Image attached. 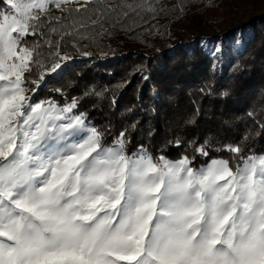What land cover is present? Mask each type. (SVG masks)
Instances as JSON below:
<instances>
[{
  "label": "snow or ice",
  "instance_id": "obj_1",
  "mask_svg": "<svg viewBox=\"0 0 264 264\" xmlns=\"http://www.w3.org/2000/svg\"><path fill=\"white\" fill-rule=\"evenodd\" d=\"M158 2L0 0V264H264V153L226 145L235 167L194 168L130 152L128 129L108 143L76 98L34 102L77 59L65 49L91 57L83 41L155 16ZM207 143L194 151L207 158Z\"/></svg>",
  "mask_w": 264,
  "mask_h": 264
},
{
  "label": "trees",
  "instance_id": "obj_2",
  "mask_svg": "<svg viewBox=\"0 0 264 264\" xmlns=\"http://www.w3.org/2000/svg\"><path fill=\"white\" fill-rule=\"evenodd\" d=\"M155 7L163 11L130 17L95 43L83 41L88 47L82 51L92 56L73 63L39 97L60 105L76 98L74 114L84 113L90 126L110 128L108 143L128 129L130 152L143 144L154 156L187 155L194 168L213 158L228 159L235 167L232 154L221 151L226 145H240L244 156L264 153V0H159ZM252 12L263 16L243 27L248 35L234 50L228 41L235 35L223 40L215 55L200 44H171L194 19L213 31ZM51 14L68 15L54 6ZM32 42L29 37L27 43ZM104 54L107 58L99 60ZM205 141L207 158L194 151Z\"/></svg>",
  "mask_w": 264,
  "mask_h": 264
},
{
  "label": "rangeland",
  "instance_id": "obj_3",
  "mask_svg": "<svg viewBox=\"0 0 264 264\" xmlns=\"http://www.w3.org/2000/svg\"><path fill=\"white\" fill-rule=\"evenodd\" d=\"M84 3V0H67V3L65 5H73V6H81ZM264 14V13H263ZM260 16L262 13L259 12H252L249 14V17L243 20L238 19L235 24L230 25L226 24L225 26H222L221 28L217 30H210L208 27L202 26L197 19L193 20V25L190 28L189 31L184 32L182 34H179L177 37H174L171 42L172 45H184L185 47L189 46H196L200 44L201 46H205L206 48H213L216 51L215 46L217 44L223 43L228 40V37H232L235 35V40H229L228 44L230 46L231 50H234V46L238 47L240 44L236 43V40L242 39V37H247L248 33L246 31H242L243 27H248L247 20L251 16ZM244 35V36H242ZM223 41V42H222ZM242 41V40H240ZM227 42V41H226ZM221 45V44H220ZM77 59L73 62H70V66L73 63H77L79 61H83L84 59L88 57H80L79 55H76ZM107 58V56H106ZM99 60H104L100 59ZM69 66V67H70ZM40 93V92H39ZM38 93V94H39ZM36 95L34 98V102H39L42 100H51L48 98L39 97V95ZM63 106V105H61ZM214 159V158H213ZM223 159V158H220ZM201 167V166H200Z\"/></svg>",
  "mask_w": 264,
  "mask_h": 264
},
{
  "label": "water",
  "instance_id": "obj_4",
  "mask_svg": "<svg viewBox=\"0 0 264 264\" xmlns=\"http://www.w3.org/2000/svg\"><path fill=\"white\" fill-rule=\"evenodd\" d=\"M264 15V14H263ZM263 15H260V16H263ZM256 17H259L258 15L257 16H251L248 20H247V22L249 23V22H251L253 19H255Z\"/></svg>",
  "mask_w": 264,
  "mask_h": 264
}]
</instances>
